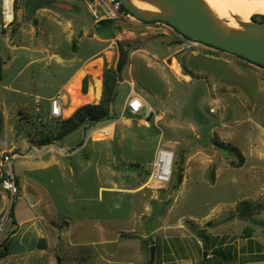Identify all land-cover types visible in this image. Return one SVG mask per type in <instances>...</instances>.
<instances>
[{
	"label": "rangeland",
	"instance_id": "374dc122",
	"mask_svg": "<svg viewBox=\"0 0 264 264\" xmlns=\"http://www.w3.org/2000/svg\"><path fill=\"white\" fill-rule=\"evenodd\" d=\"M3 2L0 264H264V66L187 48L133 15L97 22L94 0H13L8 27ZM120 46L129 62L115 101L104 102L109 117L59 139L81 107L102 103ZM83 70L87 94L83 82L69 88ZM131 85L150 120L125 110ZM58 93L67 110L54 120ZM159 149L175 157L162 186L151 177ZM7 171L16 195L2 187Z\"/></svg>",
	"mask_w": 264,
	"mask_h": 264
},
{
	"label": "water",
	"instance_id": "95a60500",
	"mask_svg": "<svg viewBox=\"0 0 264 264\" xmlns=\"http://www.w3.org/2000/svg\"><path fill=\"white\" fill-rule=\"evenodd\" d=\"M135 18L149 22H164L181 35L200 41L244 60L264 66V23L240 22L242 32L231 31L216 21L201 0H146L159 7V13L149 14L130 0H119Z\"/></svg>",
	"mask_w": 264,
	"mask_h": 264
},
{
	"label": "built area",
	"instance_id": "2783aa9c",
	"mask_svg": "<svg viewBox=\"0 0 264 264\" xmlns=\"http://www.w3.org/2000/svg\"><path fill=\"white\" fill-rule=\"evenodd\" d=\"M6 0H4L5 2ZM93 3L95 9L91 7L92 13L94 18L97 22H100L102 20H110V19H120V18H134L131 13L123 11L122 10V4L119 0H94ZM3 2V4H4ZM98 8L102 10V14L98 13ZM4 25L6 27L10 26L14 20L13 15V6L10 7H4ZM12 16L11 20H8V17ZM157 24L161 27H164L168 29L170 32H176V30L164 22H157ZM178 34V32H176ZM180 38H182L183 45L187 48H203L204 50H207L209 52L215 53V54H221L225 53L227 55H231V53L224 51L222 49H219L217 47H214L212 45L192 40V39H186L181 34L178 35ZM132 91L130 93V96L127 100L125 110H129L132 116H138L144 109H146V119L153 114L152 108L149 107L147 104H145L144 100L140 98L135 90L134 87L131 85ZM51 107H50V117L54 120H60L63 118V111L66 106L65 102V96L62 93H58L54 98L50 101ZM102 136L104 137H110L113 129L110 128H103L102 130ZM14 157V154L5 153L3 155L2 159V166L6 168L9 167V165L12 162V158ZM174 162L175 157L174 153L168 149H159L156 152L154 162H153V172H152V179L154 182L158 183L159 185H166L171 181V178L173 176V168H174ZM10 168V167H9ZM9 175L7 177H4L2 181V187L4 190L9 192L12 195H16L18 193V185L15 181L14 176L10 171H7ZM5 174V173H4Z\"/></svg>",
	"mask_w": 264,
	"mask_h": 264
},
{
	"label": "bare ground",
	"instance_id": "6f19581e",
	"mask_svg": "<svg viewBox=\"0 0 264 264\" xmlns=\"http://www.w3.org/2000/svg\"><path fill=\"white\" fill-rule=\"evenodd\" d=\"M133 5L142 9L149 14L159 13V7L146 0H130ZM205 5L208 13L216 20H225L221 22L222 26L231 31L242 32L243 28L240 26V22L249 24L252 15L262 14L264 15V5L260 0H201ZM13 0H6L4 7H10ZM12 16L9 15L8 20H11ZM175 59H169L168 65L173 66ZM176 69V68H175ZM179 71L178 69H176ZM84 74V72H82ZM81 74V75H82ZM78 76V75H77ZM82 76H80L81 78ZM95 83L90 89L89 94L86 96L90 100H95L100 96L101 92V80L96 76ZM80 78L73 80L69 88L80 89ZM68 88V89H69ZM75 95V94H74ZM79 101V100H78ZM77 103L67 111V116H70L75 110Z\"/></svg>",
	"mask_w": 264,
	"mask_h": 264
},
{
	"label": "trees",
	"instance_id": "16d2710c",
	"mask_svg": "<svg viewBox=\"0 0 264 264\" xmlns=\"http://www.w3.org/2000/svg\"><path fill=\"white\" fill-rule=\"evenodd\" d=\"M52 5L51 2L47 3V7ZM123 11L128 12L124 7H122ZM107 23V21H103L102 24ZM177 32V31H176ZM180 34V33H178ZM183 36V35H182ZM184 38L188 39L184 36ZM120 58L117 65L116 71H108L105 75L104 85H103V98L102 103L98 106L95 105H85L81 107L71 119L67 120L65 124L68 126L58 137L59 139L62 137H66L67 135L73 133L74 131L78 130L83 125L87 123H96L102 121L109 117V108L105 106L104 102L108 103L110 101L114 102L116 99V92L114 90L117 88L118 83L120 82V78L122 73L124 72L126 66L129 62V51L126 50L124 47L120 46ZM2 64L0 60V81L2 80ZM88 79L83 81L82 91L84 94L88 93ZM151 116V115H150ZM150 116L148 120H150ZM7 177L6 174H3V178ZM2 178V181H3ZM180 181H182V177H180ZM1 183V181H0ZM14 206L11 208L10 217L14 218ZM7 255V252L5 253Z\"/></svg>",
	"mask_w": 264,
	"mask_h": 264
},
{
	"label": "crops",
	"instance_id": "0c3cea01",
	"mask_svg": "<svg viewBox=\"0 0 264 264\" xmlns=\"http://www.w3.org/2000/svg\"><path fill=\"white\" fill-rule=\"evenodd\" d=\"M82 72H84V70L83 71H77L76 72V74H74V76H73V80L74 79H76V77L77 78H80V76H82L81 78H80V85L82 84V82H83V80H84V76H85V72H84V74H82ZM82 74V75H81ZM78 75V76H77ZM82 80V81H81ZM71 81V80H70ZM69 81V82H70ZM68 82V83H69ZM73 82V81H72ZM68 83H67V85H68ZM101 96H102V85H101V92H100V96L97 98V99H95V100H98V99H100L101 98ZM141 98V97H140ZM128 100V99H127ZM145 102V101H144ZM127 103V102H126ZM145 104H147V103H145ZM147 105H149V104H147ZM67 109L65 108L64 109V111H63V114H64V112L66 111ZM72 116V115H71Z\"/></svg>",
	"mask_w": 264,
	"mask_h": 264
}]
</instances>
